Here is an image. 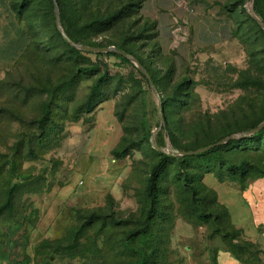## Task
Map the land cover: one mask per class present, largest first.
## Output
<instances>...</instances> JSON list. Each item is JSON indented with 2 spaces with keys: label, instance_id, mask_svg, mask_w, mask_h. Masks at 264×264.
Here are the masks:
<instances>
[{
  "label": "rangeland",
  "instance_id": "obj_1",
  "mask_svg": "<svg viewBox=\"0 0 264 264\" xmlns=\"http://www.w3.org/2000/svg\"><path fill=\"white\" fill-rule=\"evenodd\" d=\"M43 1L19 19L17 0H0V111L12 113L0 114V258L215 264L225 252L239 264H264V134L204 155L168 152L172 138L196 148L264 119V30L249 12L264 19V0L226 2L220 11L233 43L205 51L193 43L162 50L153 21L129 0H93L101 23L83 31L85 3L64 0L77 45L125 43L127 64L84 50L70 55ZM119 9V18L103 20ZM11 161L14 191L4 207ZM235 196L251 211L245 228L221 203Z\"/></svg>",
  "mask_w": 264,
  "mask_h": 264
},
{
  "label": "crops",
  "instance_id": "obj_2",
  "mask_svg": "<svg viewBox=\"0 0 264 264\" xmlns=\"http://www.w3.org/2000/svg\"><path fill=\"white\" fill-rule=\"evenodd\" d=\"M229 0H143L139 11L156 23L160 48L173 51L182 43L194 44L197 50H212L214 46L231 44L232 26L226 14L221 13ZM191 42V43H190ZM236 197V196H235ZM228 209L234 225L245 228L250 217L248 204L236 197L234 201H221ZM0 264H18L11 258H0ZM215 264H239L225 252L218 255Z\"/></svg>",
  "mask_w": 264,
  "mask_h": 264
},
{
  "label": "trees",
  "instance_id": "obj_3",
  "mask_svg": "<svg viewBox=\"0 0 264 264\" xmlns=\"http://www.w3.org/2000/svg\"><path fill=\"white\" fill-rule=\"evenodd\" d=\"M82 1V3L85 5L83 6V13H82V16L80 18L83 19V27H82V30H91L92 28L95 30L96 29V26L101 23L98 19L95 18V13L92 11V2L93 0H80ZM143 0H129L128 3H127V7H132L134 6L135 4L137 5V9L139 10L140 8V5L142 3ZM34 2V0H17V3L16 4H12L11 7H12V10L16 13V15L18 16L19 19H22L25 15V13H30L31 10H32V7H31V4ZM44 8L45 10H47L52 18L56 19L55 18V12H56V9L58 8L59 10V15H60V24L62 26V29L63 31L65 32V34L68 36V38L74 43V44H79V41L73 36V32L69 31L66 26H65V19H66V11H65V8H66V4L64 3L65 1L64 0H56V5L54 4V1L53 0H44ZM240 4L242 3V1H239ZM126 7V8H127ZM254 13L255 15L260 18L257 14L258 11L257 9L254 7ZM124 12V9H119L117 12L113 13V14H110L108 15L107 17H105L103 20H111V19H115V18H119ZM261 16V14H260ZM263 22H264V19L263 18H260ZM256 22V21H255ZM257 24V22H256ZM258 25V24H257ZM260 26V25H258ZM106 27V30L109 29L108 26H105ZM149 29L151 31H153L155 34H154V37L157 39L158 38V35H157V27H156V23L153 21V22H150L149 24ZM59 34V33H58ZM81 44V43H80ZM81 45H88V44H81ZM114 47L122 52H124L126 55L127 54H131L129 50H127V48H125V43H121V44H113ZM90 46H93V47H105L104 45H93L91 44ZM67 47H68V50L70 52V55H74V56H77L78 54H80L81 52H83L82 50H79L77 49L76 47L74 46H71L69 43H67ZM88 53H92V52H88ZM96 55V57H99V56H103V55H106L107 57H110V56H113V57H116L120 63H124V64H127V63H130V60L127 58V56H123L121 54H118L114 51H110L108 53H94ZM143 65V64H142ZM93 68H88L87 70H92ZM85 69H81L80 71H84ZM1 84V83H0ZM100 84L96 85L94 87V89L92 90L93 94L92 96L95 94V92L97 91L98 87H99ZM2 113H7L8 115L9 114H12L10 112L9 109H5L4 111H0V114ZM10 120V118H9ZM12 121V120H11ZM264 121V119L257 123V124H254L251 128L254 129L256 128L257 126H259L262 122ZM45 123V116L44 114L39 118V121H38V126L39 127H43ZM260 134H264V127L261 128L258 132L255 133V135H260ZM228 137V136H226ZM225 137V138H226ZM245 138V137H243ZM263 138H264V135H263ZM224 138H217L213 141H211L209 144L207 145H204V146H198L196 148H190V149H186V148H183V147H180L179 144L177 145L173 138H172V142L174 144V147L175 149L177 150H181V151H193V150H197L199 148H202V147H205V146H208V145H211V144H214L220 140H222ZM232 141V140H230ZM229 142V141H228ZM221 145L217 146V147H214L213 149H210L208 151H216ZM123 152V154H125L124 151H121V153ZM205 153H207V151L205 152H202V153H199V155H204ZM191 155H188L187 157H189ZM14 165V162H10V164L8 165V172H9V179L7 181V189L4 191V198L6 200L5 204H4V207H9L10 204H11V201H12V193L14 191V189H8L9 185H10V181H11V177H12V167ZM158 171H159V165L155 166L152 170V173H151V176L149 178V182H148V192L151 194L153 192V190L155 189V180L157 179V176H158ZM3 207V208H4ZM241 231L240 230H236V234L233 235L234 237L237 236Z\"/></svg>",
  "mask_w": 264,
  "mask_h": 264
},
{
  "label": "water",
  "instance_id": "obj_4",
  "mask_svg": "<svg viewBox=\"0 0 264 264\" xmlns=\"http://www.w3.org/2000/svg\"><path fill=\"white\" fill-rule=\"evenodd\" d=\"M54 1V4L56 5V0H53ZM250 0H245V4L247 5L249 3ZM252 18L257 22L258 25H260V27L264 30V22L258 18L255 13L250 10L249 11ZM55 18H56V23H57V28H58V31L60 33V35L64 38V40L66 42H68L70 45L72 46H75L81 50H84V51H87V52H93V53H108L110 51H114L118 54H121L123 56H127L124 52L116 49L115 47H93V46H89V45H77V44H74L69 38L68 36L65 34V32L63 31V29L60 27V15H59V10L58 8L56 9V12H55ZM128 59H131L130 57L127 56ZM138 66L139 70L141 71V73L147 78V80L149 81L150 83V86L153 87L151 81H150V76L149 74L147 73V71L144 69V67L142 66V64L137 60V59H132ZM153 92L154 94H156V90L153 89ZM157 114L160 118V121L163 122V109L161 107V105L158 106V109H157ZM264 127V121L259 125L257 126L256 128L250 130L249 132H245V133H242V134H238V135H230L214 144H211V145H208V146H205V147H202V148H199L197 150H193V151H181V150H177V149H172V148H169L168 149V152L171 153V154H175V155H181V156H188V155H194V154H199V153H202V152H205V151H208L210 149H213L214 147H217L219 145H222L230 140H232L233 138H236V137H246L250 134H255L256 132H258L261 128Z\"/></svg>",
  "mask_w": 264,
  "mask_h": 264
}]
</instances>
